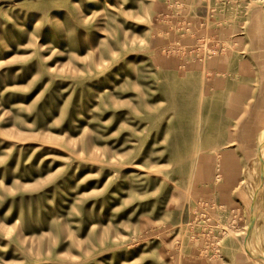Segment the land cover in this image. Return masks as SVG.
<instances>
[{"label":"rangeland","instance_id":"1","mask_svg":"<svg viewBox=\"0 0 264 264\" xmlns=\"http://www.w3.org/2000/svg\"><path fill=\"white\" fill-rule=\"evenodd\" d=\"M263 135L264 0H0V264H264Z\"/></svg>","mask_w":264,"mask_h":264},{"label":"bare ground","instance_id":"2","mask_svg":"<svg viewBox=\"0 0 264 264\" xmlns=\"http://www.w3.org/2000/svg\"><path fill=\"white\" fill-rule=\"evenodd\" d=\"M262 143H263V145H264V135H263V138H262ZM262 156H264V155H261V156H259V157L256 158L255 161H256V165H257V166L260 165L261 162H263L264 159L261 158ZM254 165H255V163H254ZM255 193H256V192H255ZM257 196H258L257 201H259L260 196H259L258 193H257ZM260 201H261V200H260ZM260 203H261V202H260ZM260 203H259V205H257V208L260 206ZM262 205H263V204H262ZM262 205H261V206H262ZM259 208H260V207H259ZM259 208H258V209H259ZM258 209H257V210H258ZM259 213H260V212H259ZM262 261H263V259H262Z\"/></svg>","mask_w":264,"mask_h":264}]
</instances>
